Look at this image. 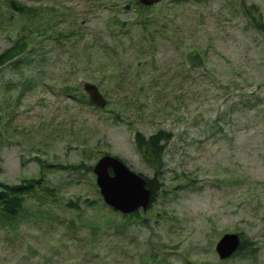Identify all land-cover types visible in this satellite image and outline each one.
I'll list each match as a JSON object with an SVG mask.
<instances>
[{"label": "rangeland", "instance_id": "374dc122", "mask_svg": "<svg viewBox=\"0 0 264 264\" xmlns=\"http://www.w3.org/2000/svg\"><path fill=\"white\" fill-rule=\"evenodd\" d=\"M169 2L180 5L167 7ZM162 3L159 18L172 13L169 22L176 26L165 24V30L153 33L156 47L152 51L146 45L139 57L136 49L122 46L138 31L115 45L116 62L126 68L140 58L146 73L133 78L131 72L127 79L117 74L114 85L113 72L96 61L114 60L98 51L93 38L101 36L103 44L111 41L107 20L115 14L119 21L135 22L131 0H118L119 11L97 0H0V53L27 34L26 49L37 59L47 56L44 81L19 67L15 57L0 66V182L21 183L44 172L61 196L56 203L47 198L42 202L36 198L42 193L38 189L16 218L0 217V264L106 260L101 246L94 257L100 242L86 236L98 222L99 230L104 229L105 218L120 221V212H113L96 193L92 172L65 175L45 166L93 165L107 152L152 176L134 133L149 135L159 129L171 134L162 155L164 186L142 211L148 225L130 226L124 239L129 258H118V263L264 264V34L249 17L256 9L264 23V0ZM127 4L129 9L124 8ZM68 31L77 34L72 38L76 50L68 43ZM87 44L96 47L88 51ZM194 49L200 58L192 66L183 55ZM168 65L173 69L164 76L165 87L154 90V81L162 79ZM84 82L98 85L112 113L78 100ZM74 178L78 183L65 184ZM70 199L76 208L65 206ZM224 233L255 240L257 253L219 259L215 244ZM116 238L111 230L103 240ZM146 251L154 256L141 262Z\"/></svg>", "mask_w": 264, "mask_h": 264}, {"label": "trees", "instance_id": "16d2710c", "mask_svg": "<svg viewBox=\"0 0 264 264\" xmlns=\"http://www.w3.org/2000/svg\"><path fill=\"white\" fill-rule=\"evenodd\" d=\"M131 1L133 8L132 12L133 14L135 13L136 15L135 22H133V19H130L129 21H119L116 18L117 15L115 14V16H112L110 20H107V34L111 38V41L110 42L104 41L103 44L101 36H95L93 38V42L97 44L98 51H100L105 58L110 57L114 60V62L112 63L106 62V60H103L101 58L96 60L98 61L97 62L98 65H103L102 67H105L107 69L110 68L109 71L113 72L111 75L115 76L116 79L114 81L111 78V80L113 81L112 83L114 85L115 83L118 82L117 74L120 75L122 78L127 79L131 75V72H133L132 74L133 78L140 76V73L143 74L146 73V71L140 69L142 65V60H140V58L134 61L131 66H128L126 68L122 67L123 65L121 66L122 62L119 61L121 64L119 62H116L115 61L116 57L114 54H116L117 48L115 45L123 44V40L125 39V37H130L133 33L138 31L139 34L137 36L131 37V39L127 41L128 44H126L127 42H125L122 45L123 48L125 50L136 49L135 55H137L138 57L141 54H143L142 48H144L146 45H150L153 51V49L156 47L157 44V42L155 41L156 38L153 33L157 34L160 32V30H165L163 26L165 24L166 25L170 24L169 21L174 16L172 13H165L162 15L161 19L159 18L160 11H163V6L165 3V2L162 3L163 0H160L159 2L149 6L141 4L138 0H131ZM97 2L100 5H103L104 7L107 8L112 7L114 8V10H118L117 8L118 0H97ZM171 4L177 6L180 5L179 2H176V4H174V2H169V4H167V7H169ZM158 6H162V7L157 10ZM69 17H70V13H69ZM249 17L253 25L256 27V29H258L264 34V23L262 22L260 16L256 13V9H254L253 11H249ZM151 25L152 28L150 27ZM175 26L176 25L173 24L171 25V28ZM156 28H157V32L156 30H154ZM170 29L167 30L166 33L171 31ZM175 34L177 37V33H173L172 35ZM26 35L27 34H24V36H20L17 40H15L13 45L10 48H8L9 50H14L19 48L18 51H14L15 55L12 52H9L8 49L0 53V66L4 63L6 59L15 57L14 62H18L19 67H24L26 69L28 68L31 74L39 75L40 77H42V80L44 81L45 79L44 74L46 75V73H43L41 71L44 69V67H47V65L44 64L47 59V56L45 55V53H43L42 56H39L37 59V56L31 53L30 49L28 48L26 49V45H27V42L25 40ZM66 35L67 38H69L68 40L69 45L74 50H76L78 44L75 45V43L77 42L75 40H72V38L77 37V34L74 31L73 32L68 31ZM136 38H138L139 40L135 41ZM167 38L170 39L169 36ZM160 41L164 42V39H161ZM172 42L174 43L175 48L176 46L179 47L178 44L174 42V40H172ZM95 44L93 45L87 44L85 45L84 49L90 51L94 49V46L96 47ZM69 50L70 49L68 48V51ZM183 56L184 59L185 57L188 58L192 66H195L196 62L200 58L197 50L195 49L186 52L185 55ZM150 60H151L150 68L154 70L155 68L153 67L156 65V63H154V58L151 57ZM10 65H13V62H11ZM171 69H173L172 65H168L166 70L160 74V77L162 79L154 81V85H153L154 90L160 91L162 88L165 87L166 81H164V76L166 75L167 72L169 73ZM45 85H48V83ZM79 95H80V99L78 100L84 102L86 105L91 106V108H93L94 110H101L109 113H112L113 112L112 110H114V108H110V106L109 108H107L108 104L105 109L94 106L89 102L88 98L86 97V94L83 91H79ZM71 96L75 97L74 99H76L77 97L75 94H71ZM116 116L117 114L113 115V117L115 118ZM170 138H171V134L164 129L156 130L155 132L150 133L149 135H145L141 131H136L134 133V141L137 149L140 151L145 161L153 168L152 176H147L145 174L140 173L146 179V185L151 190V202L147 208H149V206H151L155 201L156 198L155 195L157 189L162 188L164 186V182L161 179V174L163 173L162 155L164 153L165 143L168 142ZM103 154H109V153L107 152L101 153L98 155V157H100ZM50 166H52V164H48L45 167L52 169L56 168L57 173H61L65 175H68L71 172H74L76 174L78 173L77 171H80L81 169H83V171L87 170L89 172H92V165L91 164L86 165L84 161H81L79 164H59L57 165V167L55 166L50 167ZM75 178L70 181L67 180L65 184L69 185L71 182L78 183V180H76ZM47 180L48 179L45 178L44 172H41L39 175L23 180V182L21 183L6 184L0 182V217L6 219L16 218L21 212H23L24 210L23 207L26 198L35 196V193L37 192L38 189H40V191L42 192L41 194H39L40 197L39 195H37L36 197L39 199V201L45 202V198H47L49 199L50 203L59 202L61 200V196L58 193V187L52 184H48ZM95 191L96 193H98V189H95ZM91 201H96V200H89V199L84 200L85 203L87 202L90 203ZM65 203H66L65 204L66 207L76 208V206L72 207L73 203L71 199L66 201ZM110 209L113 212L117 213V211L112 209L111 207ZM120 214L122 216V219L120 221L115 222L113 219L105 218L104 222L102 223V226L103 225L106 226L104 229L99 230L98 228L99 222H98L97 224L94 225L95 229H93L92 231L93 233L91 235L88 234L86 236V240L88 241L95 240L97 241V244L98 242H100L98 244V247H96V253H94V257L98 255L97 252L100 249V246L104 250L102 252V255L107 259L102 260V262L99 261L97 262V264H120L118 263L119 261L116 260L118 258L119 259L123 258V260L127 261V259L129 258V249L127 250V245L125 244L124 239L130 226L133 225L134 222L135 223L137 222V226L148 225L146 218L143 216L142 210H137L130 214H122V213ZM133 218H138V220L136 219L137 220L136 221ZM110 225L112 228L107 227ZM111 230H113V233L116 235L117 242H114L115 240L110 242L105 241L106 239L103 240V238L106 237V231L111 232ZM239 235H240V244L238 249L233 255H240L242 257H249L255 255L259 249V246L256 244L255 240L245 237L244 234L242 233H239ZM153 256L154 255L152 254V252L146 251V253L144 254L142 253L143 259L140 260L141 262L147 261Z\"/></svg>", "mask_w": 264, "mask_h": 264}, {"label": "water", "instance_id": "95a60500", "mask_svg": "<svg viewBox=\"0 0 264 264\" xmlns=\"http://www.w3.org/2000/svg\"><path fill=\"white\" fill-rule=\"evenodd\" d=\"M149 6L160 0H138ZM129 9L130 5L124 6ZM83 90L91 104L104 108L107 99L99 90L97 84L84 82ZM95 183L105 204L123 214H129L140 208L145 211L151 201V190L146 185L143 175L131 169L121 158L104 154L92 167ZM240 244L238 233H224L215 244V251L220 259L230 257Z\"/></svg>", "mask_w": 264, "mask_h": 264}]
</instances>
